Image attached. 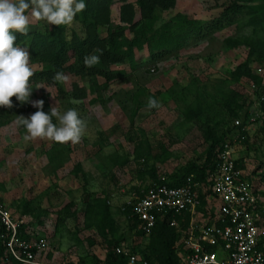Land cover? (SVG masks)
<instances>
[{"label":"rangeland","instance_id":"1","mask_svg":"<svg viewBox=\"0 0 264 264\" xmlns=\"http://www.w3.org/2000/svg\"><path fill=\"white\" fill-rule=\"evenodd\" d=\"M228 2L178 0L174 9L159 13L158 26L172 20L178 12L199 19V22H208ZM119 7L116 2L112 8L114 29L123 26L119 21ZM249 19L245 16L210 36L193 38L187 46H180L156 60L148 59L146 45L136 49L137 70L128 64L113 65V69L124 71L127 78H117L105 88L101 86L92 90L90 81L73 73L66 75L67 82L60 83L67 93L65 98L61 97L57 85L42 82L37 85L43 87H33L30 102L43 99L44 106L51 108L56 104L61 113L75 109L87 123L85 134L76 144L39 138L26 141V129L17 124L18 118L0 128V200L16 217L28 212L26 216L31 231L50 242L45 264L110 262V253L121 239L129 245L146 247L138 243H149L148 237L136 238L125 216L117 210L134 196L132 187L148 186L149 176L142 175V170L156 166L159 174L167 176L204 162L209 143L204 141L202 125L187 121L183 114L193 95L205 97L221 114L211 116L222 119L228 114L226 104L230 97L236 98V94L237 101L244 107L252 101V110H255L256 103H259L255 101V82L247 77L236 79L232 75L237 66L247 60L249 47L241 45L228 49L225 46L228 37L245 40L254 37ZM35 28L49 30L51 25L35 22L29 30ZM71 30L82 34V25L77 19L69 26L68 34L72 33ZM105 31L104 27L102 32ZM125 34L134 37L128 29ZM250 66L262 80L264 88V63L252 59ZM31 67L33 70L39 68L38 65ZM105 82L104 78L98 80L100 85ZM183 86L191 88L194 94L183 98ZM141 87L148 88L152 94L158 92L160 107L149 109L143 106L132 119L129 94ZM78 88L85 89L84 97H75V91L82 93ZM171 89L177 91L176 94L179 92L175 99ZM248 137L249 142L242 144L239 155L246 159L247 173L259 196L264 198V115L250 126ZM139 147L143 150L150 147V152L137 158L135 150L141 152ZM113 155L114 161L111 159ZM123 156L129 158L128 163L116 166ZM78 163L82 170L74 173ZM104 190L109 191L117 220V232L107 238L94 227H87L83 214L86 198L103 195ZM213 212L214 208L205 210L203 218L214 217ZM181 241L182 238L176 246Z\"/></svg>","mask_w":264,"mask_h":264},{"label":"trees","instance_id":"2","mask_svg":"<svg viewBox=\"0 0 264 264\" xmlns=\"http://www.w3.org/2000/svg\"><path fill=\"white\" fill-rule=\"evenodd\" d=\"M119 3V21L121 27L114 29L112 23V8L115 3ZM178 0H85L86 8L81 13H78L77 19L82 25V34L75 30H71L68 34L69 26L51 25L49 30L35 28L29 30L26 35L14 33L16 35V45L26 46L30 53V65H38L39 68L33 70L34 75L30 78V85L33 88L39 83L48 85H57L61 97H67V93L60 86V82L53 80V76L57 72H62L65 75L73 73L83 79H87L91 83V89L95 87L104 88L108 83L117 78H127L124 71L113 69V65L128 64L133 70H137L138 58L135 55L136 49H141L145 45L149 50L150 60L162 58L171 53L174 49L180 46H187L193 38H204L214 34L216 31L223 29L226 26H231L237 23L245 16H249V25L253 26L254 37L251 39L240 38H225V46L228 49L237 48L241 45L249 47L247 60L237 66L232 72L236 79L247 77L255 82L256 94L255 101H259L258 109L264 115V88L261 86L260 77L255 74L250 62L253 59L258 63H264V0H229L223 4V9L208 22H199V19H194L188 15L177 13L170 21L159 25V13L174 9ZM40 24L45 21H39ZM106 28L105 33L102 32ZM126 29L134 34L133 38L127 37ZM262 35V36H261ZM99 50V51H98ZM96 54L100 56V62L93 67H85L84 56L88 54ZM99 78L105 79V84L98 83ZM75 87H78L75 85ZM102 88V87H101ZM82 93H75V97H84L85 89L78 88ZM191 88L183 86L181 93L183 98H187L191 92ZM171 95L175 99L178 96L177 91L171 89ZM176 94V95H175ZM157 94H152L146 87L138 88L137 91L129 94L128 102L130 101L132 119L138 114L143 106H147V101L150 96L157 99ZM28 102L21 104L16 97H12L13 107H0V128L7 125L19 115L25 117L30 116L36 109L31 105V98ZM236 98L238 95H235ZM236 98L230 97V101L226 104L228 114L225 117L216 118L220 111H215V106L208 102L205 97L194 94L193 99L188 102L183 111L187 121L199 122L203 129L204 141L209 143L204 152V162L202 165H194L177 170L172 175H167L166 181L159 179L158 168L152 166L150 169L142 170V175L149 176L147 187H132L134 196L132 202L135 201V196H142L154 182H166L171 186H180L187 182L188 178L195 181H204L209 185L208 194L211 193V184L207 181L208 176L215 168L218 148L224 142L235 137L237 134L245 135L242 144L247 145L249 142L248 130H243V126L247 125L253 108L252 101H249L244 107L243 103L237 101ZM214 109V110H213ZM43 110L50 112V107L44 106ZM239 118L242 125L235 126V120ZM53 122L56 120L53 118ZM137 152L136 157L142 158L150 152V147ZM115 155L111 156L114 161ZM129 158L123 156L121 161L116 163V166H124L128 163ZM243 157L241 158V161ZM245 166L244 161L241 162ZM82 170V165L78 163L74 167V173ZM165 175V174H164ZM116 180L115 174L113 175ZM130 190V189H129ZM128 190V191H129ZM203 198V194H201ZM2 201V200H1ZM3 202V201H2ZM86 206L84 210V221L87 227H94L99 233L107 238L109 234L115 235L117 232V220L114 217V207L110 203L109 191L104 190L103 195L88 196L85 200ZM204 203H206L204 201ZM70 206V205H68ZM132 204L126 203L124 208L118 207V212L125 216L128 226L133 230L136 238L148 237L149 243L145 244L144 249L139 248L137 244L129 245L125 239L118 241L112 252L110 253V262L101 264H126L127 257L124 254H119L116 248L119 245L125 244L132 253L139 254L146 259L149 264H179L180 251L182 245L176 246L177 241L186 234L190 221V215L185 214L184 218L180 215L175 216L179 221L180 227H172L169 224V214L164 218H159L152 233L146 235L139 228V220L132 214ZM203 210V209H202ZM23 215H28L24 212ZM23 226L22 229H24ZM23 238H29L28 235L22 233ZM38 237V236H37ZM180 252V253H179ZM6 264H22L10 256H6L4 250L0 251V263Z\"/></svg>","mask_w":264,"mask_h":264},{"label":"built area","instance_id":"3","mask_svg":"<svg viewBox=\"0 0 264 264\" xmlns=\"http://www.w3.org/2000/svg\"><path fill=\"white\" fill-rule=\"evenodd\" d=\"M256 104L243 130L249 131L263 115L259 103ZM234 123L242 125L239 118ZM244 139L245 135L237 134L218 148L215 168L207 179L211 184L210 194L207 183L188 178L180 186L154 182L142 196H135L134 202L132 199L127 202L132 204V214L146 235L152 233L159 218H169L171 214L170 226L178 227L175 216L190 215L187 234L181 241L179 264H264V198L259 196L247 173L246 159L241 161L239 152ZM243 161L245 166L241 164ZM167 177L160 175L159 179L166 181ZM209 208H214V217L209 215L204 219V211ZM28 223L26 215L16 217L0 200V251L3 249L6 256L22 264H45L50 242L35 236ZM23 232L29 238H23ZM116 251L127 257L126 264H149L125 244Z\"/></svg>","mask_w":264,"mask_h":264},{"label":"clouds","instance_id":"4","mask_svg":"<svg viewBox=\"0 0 264 264\" xmlns=\"http://www.w3.org/2000/svg\"><path fill=\"white\" fill-rule=\"evenodd\" d=\"M85 8V0H0V107L12 108V97L21 104L28 102L33 90L30 85V78L34 75L30 53L16 45L14 33L26 35L30 25L39 21L48 25L70 26ZM83 62L85 67H93L100 62V56L94 53L85 55ZM68 79L62 72L53 76V80L60 83ZM41 87L37 85L35 88ZM31 103L38 110L28 117L19 115L17 120V124L26 129V141L39 138L60 144L80 142L87 123L75 109L61 113L55 104L46 113L43 99ZM147 107L159 108L160 103L150 96Z\"/></svg>","mask_w":264,"mask_h":264}]
</instances>
